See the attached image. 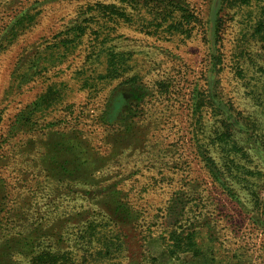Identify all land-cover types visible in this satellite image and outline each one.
Returning a JSON list of instances; mask_svg holds the SVG:
<instances>
[{
  "label": "rangeland",
  "instance_id": "obj_1",
  "mask_svg": "<svg viewBox=\"0 0 264 264\" xmlns=\"http://www.w3.org/2000/svg\"><path fill=\"white\" fill-rule=\"evenodd\" d=\"M182 1L192 35L149 0H0V264H264V0Z\"/></svg>",
  "mask_w": 264,
  "mask_h": 264
},
{
  "label": "trees",
  "instance_id": "obj_2",
  "mask_svg": "<svg viewBox=\"0 0 264 264\" xmlns=\"http://www.w3.org/2000/svg\"><path fill=\"white\" fill-rule=\"evenodd\" d=\"M151 1H154L155 3H151ZM228 4V0H222L219 1V5L220 4ZM149 10L147 11L149 16L153 19L150 20L149 23L153 24L154 20H157L159 17H163L166 16L167 14H178L179 13V20L178 23H176V27H177V31L179 35H192V32L196 29V27L200 24V20L197 18V16L192 12L189 4L184 3L182 0H177V1H171V2H167L164 3V1L161 0H149L148 5ZM225 6V5H224ZM228 7V5H226ZM214 20L211 18L212 22H214L216 30L220 31L221 30V26H222V21H223V16H220V14H216L214 17ZM23 19H17V21L13 24V27L10 29V33L12 34H16L19 32V28L21 27L20 24L22 23ZM259 22L261 24H264V17H260ZM212 24V23H211ZM261 24H259V26H261ZM257 24L254 27V34L258 35V33L261 32V29H256ZM27 28V27H26ZM111 57H121L123 56V60H127V57H125L123 54L121 53H114V52H110L108 54ZM213 57L216 59L219 58V56L216 53H213ZM219 64H221V61H219ZM36 66H40L39 64H36ZM129 66H127V69L123 66L120 67H115L114 72L118 75V76H124V74L126 72H128L129 70ZM107 72H109L110 76H112L111 74V66L107 67ZM108 74V73H107ZM109 76V75H108ZM129 83V82H128ZM135 82H133V84H135ZM98 84L95 82L92 86L94 88H97ZM119 93V92H118ZM124 94V93H123ZM123 94H117L114 95V91H113V95H111V99H110V103L108 105V110H107V115H109L110 119L117 116L121 110L124 108L125 106V99L127 98L125 95ZM201 96H203V94L200 93ZM117 96V100L115 101L114 97ZM58 105V99L56 98L55 94L51 92V88L47 89L45 91V93L39 98V101L36 103V107L35 105L33 106V109L30 110V112L28 113V115L23 119L22 121V128L26 127L25 125L28 124V122H30V115L33 116V114L36 112V110H38L41 114V116L45 115V113H48L49 110L52 111L51 109H55V107ZM118 118V116H117ZM116 118V119H117ZM112 120V119H111ZM214 166V163H212ZM208 166V164H207ZM211 172H212V176L214 178V180L219 183L221 186L226 185V180L224 179L223 173L218 170V169H213L210 168ZM124 207V205L122 203L119 204L118 209H114L110 204H106V208H104L103 210L105 211V216L108 217V222H109V226H111L112 228L110 229V231L108 232L107 236L112 238V236H127V234L125 233V229H124V225L126 223L122 222L120 223L118 220H120V212L122 210V208ZM182 218H184V215L182 216ZM181 222V220H179ZM118 229L115 232V229ZM187 230L183 229V230H178V231H173V229L168 230L166 233L168 234V240L169 241H174L171 243H175L176 239L179 238H184L185 240H188L187 243L185 244V247L187 248L188 251H193L195 254H200V244L198 241L195 240L194 235L196 234L195 231H190V232H186ZM106 236V237H107ZM106 249H109V244H113V241H106L105 245ZM170 247V243H168V245ZM170 250V254L174 255L173 251L174 249H169ZM173 250V251H172ZM56 256L55 255H50L49 253L42 257L40 259L41 264H55L56 261Z\"/></svg>",
  "mask_w": 264,
  "mask_h": 264
}]
</instances>
